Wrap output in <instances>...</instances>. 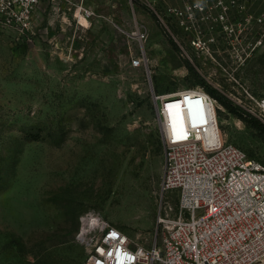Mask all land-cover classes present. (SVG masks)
I'll use <instances>...</instances> for the list:
<instances>
[{
  "label": "rangeland",
  "instance_id": "1",
  "mask_svg": "<svg viewBox=\"0 0 264 264\" xmlns=\"http://www.w3.org/2000/svg\"><path fill=\"white\" fill-rule=\"evenodd\" d=\"M261 13L257 0L233 20ZM34 26H0V264H87L91 213L136 242L160 241L179 202L162 185V95L204 88L225 139L264 164L249 115L264 122V27L210 53L183 43L188 57L144 0H43Z\"/></svg>",
  "mask_w": 264,
  "mask_h": 264
},
{
  "label": "built area",
  "instance_id": "2",
  "mask_svg": "<svg viewBox=\"0 0 264 264\" xmlns=\"http://www.w3.org/2000/svg\"><path fill=\"white\" fill-rule=\"evenodd\" d=\"M42 1L0 0V26L35 33V10ZM144 2L174 29V39L188 57L193 53L183 43L196 54L210 53L224 38L252 39L251 31L246 32L252 23L264 27V13L233 20L254 8L257 0ZM91 14L87 10L84 17ZM135 33L147 36L139 29ZM146 59L144 54L136 56L133 64L140 66ZM160 98L162 185L178 193V208L161 217L160 241L151 246L134 241L104 216L89 214L84 227L90 245L87 264H264L263 162L225 139L217 99L204 88H184ZM177 101L181 112L171 106ZM259 104L264 106V98Z\"/></svg>",
  "mask_w": 264,
  "mask_h": 264
},
{
  "label": "trees",
  "instance_id": "3",
  "mask_svg": "<svg viewBox=\"0 0 264 264\" xmlns=\"http://www.w3.org/2000/svg\"><path fill=\"white\" fill-rule=\"evenodd\" d=\"M212 91L215 92L214 89H212ZM221 100H222V101H225V102L228 101V100L224 99L223 97L221 98ZM227 103L230 104L231 102L228 101ZM249 115H250V117L253 119V121L255 122V124H256L261 130L264 131V122H262L259 118L254 117V116L251 115L250 113H249Z\"/></svg>",
  "mask_w": 264,
  "mask_h": 264
},
{
  "label": "bare ground",
  "instance_id": "4",
  "mask_svg": "<svg viewBox=\"0 0 264 264\" xmlns=\"http://www.w3.org/2000/svg\"><path fill=\"white\" fill-rule=\"evenodd\" d=\"M171 106L173 108H176L178 109L179 112H181L183 106L181 105V102L180 101H177V102H174V103H171ZM87 220V219H86ZM88 221V220H87Z\"/></svg>",
  "mask_w": 264,
  "mask_h": 264
}]
</instances>
